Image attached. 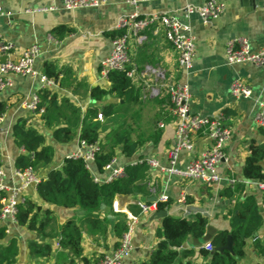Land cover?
I'll return each instance as SVG.
<instances>
[{
	"label": "crops",
	"instance_id": "obj_1",
	"mask_svg": "<svg viewBox=\"0 0 264 264\" xmlns=\"http://www.w3.org/2000/svg\"><path fill=\"white\" fill-rule=\"evenodd\" d=\"M127 1L102 0L97 7L67 10L63 0H1L5 15L0 17V38L14 44L16 52L11 57L17 56L34 44L39 45L41 49V54L34 65L35 74L12 76V85L0 92V101L8 105L0 124V169L5 174L4 183L8 188L21 190L19 199H31L42 204L35 186L22 189L24 182L15 168L17 157L24 153L13 140V127L19 118L29 119V126L43 134L46 144L54 149L52 165L47 169L34 171L40 179L46 178L51 168H60L65 160L88 152L87 148L81 146L78 138L67 144L57 143L53 139L52 130L45 125L41 115L34 114L27 108L32 98L40 90L45 89L43 77L46 64L53 63L59 68L69 69L73 78L82 84L74 93L66 87L61 89L58 85L52 90L57 92L60 98H69L82 113H85L92 103L91 89L95 87L110 89L109 80L103 75L101 64L112 51L113 35L118 32L115 26L121 16L138 11L142 17L163 14L185 20L190 24L195 37L196 56L191 72L185 73L178 67L177 54L166 40L163 28L147 31L146 40L142 44H138L133 38L130 39V58L138 69V76L132 82L140 91L142 104L130 107V111L125 113V116L123 114L122 121L107 123L104 118L103 121H96L106 126L101 130L102 139H105L107 130L115 129L122 123L124 128L132 130L138 125L139 131L143 130V121L149 125L151 120L153 130L147 137L141 133L137 136L133 134L135 139L142 136L143 144L139 147L137 155L131 159L121 155L118 150L117 166L126 167L139 159L154 158L165 167L168 152L175 144V126L165 109L167 97L148 96L146 87L155 86L157 81L154 74L145 71L147 66L162 69L173 82L189 86L190 108L193 114L215 117L225 112L230 118L232 137L225 148L228 161H222L217 167L223 178L220 184L206 187L198 181H191L180 175L172 176L157 169H149L147 183L155 189V193L149 199L116 197L111 206H106L100 212L102 217L107 218L105 235L89 231L83 222L86 212L81 208H51L55 211L59 224L63 225L71 218L83 223V253L90 264H96L99 257L115 250L117 242L118 244L120 242L114 235V225L124 214L113 211L115 201L130 211L129 206L134 205L133 201L137 199L147 202L166 196L169 205L160 210H166L168 216L173 218H194L197 214L203 215L208 218V226L214 228L216 234L231 230L226 216L234 210L237 197L230 200L221 196L222 190L229 187L230 179L245 184L244 196L253 193L260 205L263 200V190L257 187L256 181L243 179L242 168L250 155L252 141L264 143L263 129L255 123L259 106L264 103V65L256 66L251 63L228 65L225 53L226 44L240 37L249 40L253 53L264 49V0H216L225 5V12L219 18L209 21H203L197 15L185 19V10L188 6L201 7L207 0H136L137 5H130ZM57 27H66L73 32L62 37L54 36L56 42H50L49 36ZM236 80L251 88L252 96L249 99L235 101L232 97L230 88ZM106 103L117 102L114 98L108 97ZM160 122L165 123L164 128L159 127ZM158 129L160 136L154 140L152 134ZM209 146L210 143L206 139L202 137L196 139L192 152L180 153L178 169L185 170L189 161L199 157ZM88 166L101 180L108 176L107 172L103 175L96 172L94 161H90ZM183 194L186 196L185 203L180 201ZM157 211L140 217L133 237V251L123 264H145L150 260L160 240L157 232L161 228L162 219L154 218ZM0 226L7 228L8 235L2 244L6 245L14 240L18 247L15 264H56V254L60 250L56 241H43L52 244L53 252L50 258L32 257L29 244L32 241L40 242L37 234L11 220L5 222L0 220ZM257 235L260 239L256 242L252 241L253 238L248 241L245 257L240 259L238 264H264V254L257 247V244L264 247V225ZM190 239L195 240L189 237L180 253L190 250L194 254L182 262L209 263V259L200 255V249H197ZM202 248L206 250L205 245ZM63 263L62 261L61 264ZM76 264L83 263L77 259Z\"/></svg>",
	"mask_w": 264,
	"mask_h": 264
},
{
	"label": "trees",
	"instance_id": "obj_2",
	"mask_svg": "<svg viewBox=\"0 0 264 264\" xmlns=\"http://www.w3.org/2000/svg\"><path fill=\"white\" fill-rule=\"evenodd\" d=\"M71 32L72 29L57 27L51 35L62 37ZM119 35H122L121 31L114 33L113 37ZM44 76L61 89L66 87L73 93L82 85L73 78L69 69L59 68L53 63L46 64ZM107 78L110 89L105 90L100 87L91 89L92 103L85 113H82V110L69 98H60L52 89L45 88L37 93L40 100L39 108L44 110L41 118L52 130L53 139L57 143L67 144L78 138L88 146L98 145L99 150L94 155V165L99 175H103L104 167L116 159L118 150L121 155L131 159L137 155L139 147L143 144V137L133 138V130L124 128L123 123L115 129L107 130L105 139L101 138V130L104 126L96 121L99 114H102L104 121L112 122L116 118H123L125 113L130 111V107H138L142 104L139 89L124 72L111 71ZM108 97L114 98L117 103H106ZM7 107L6 102L0 101V118L6 113ZM28 123L29 119L19 118L13 127L14 143L24 150V153L17 157L15 168L21 172L29 168L34 171L47 169L54 161V149L46 144L45 136ZM159 136L158 129L152 134V139L157 140ZM263 162L264 143L258 144L252 141L250 155L242 168L243 179L264 181ZM148 172L149 168L146 165H127L124 177L108 184H99L94 181L95 175L88 168L84 158H70L65 160L60 168H51L47 177L42 178L36 187L42 204L25 199L17 205L16 222L40 237V242H30V256L50 258L53 252L52 244L43 241H56L60 247L56 254V264H61L62 261L63 264H76L77 259L83 264H90L83 253V223L71 218L63 225L59 224L57 215L51 208H81L86 212L83 222L89 231L105 235L107 218L101 216V210L111 206L118 196L149 199L152 195L147 185ZM245 193V184L238 182L222 190L221 196L230 200L237 197V201L234 210L226 216L229 219L230 232L221 231L213 236L209 242L212 246L211 252H207L204 248L200 249V255L209 259L207 264H238L239 260L245 257L248 241L256 236L264 225V190L261 205L253 193L244 196ZM5 195L0 193V215L3 207L1 199ZM167 203L160 204L158 209L167 208L169 205ZM129 209L134 215H140V209L136 205H130ZM125 219V215H121L114 225V235L117 239H121L127 230ZM208 224V218L200 214L195 215L194 218L165 217L157 232L160 239L157 248L145 264H193L182 260L194 253L190 250L180 253V249L189 237L202 240ZM229 235L233 240L232 250H223ZM7 236V228L0 226V264H15L18 247L14 240L3 245L2 242ZM257 247L264 254V247L260 244H257Z\"/></svg>",
	"mask_w": 264,
	"mask_h": 264
},
{
	"label": "built area",
	"instance_id": "obj_3",
	"mask_svg": "<svg viewBox=\"0 0 264 264\" xmlns=\"http://www.w3.org/2000/svg\"><path fill=\"white\" fill-rule=\"evenodd\" d=\"M102 0H63L64 7L67 10H77L86 7H97ZM128 4L137 5L136 0H128ZM185 19L193 15L199 16L203 21H209L219 18L225 12V5L216 0H207L201 7L188 6L185 10ZM4 10L0 0V17L4 16ZM116 31H121L119 35L112 40V51L108 58L102 62V73L108 77L109 72H124L128 78L134 81L138 76V69L132 63L130 58L131 38L135 39L138 44H142L146 40V32L151 29L163 28L166 40L171 44L177 54L178 67L185 73H190L193 68L194 58L196 56L195 37L192 28L188 22L176 16L153 14L142 17L136 11L128 16H121L116 23ZM50 42H56L53 36H49ZM15 46L13 43L0 38V92L12 85V76H33L34 65L37 58L41 54L40 46L34 44L28 49L14 54ZM226 61L228 65H236L240 63H251L256 66L264 65V49L258 53H253L249 40L245 38H235L226 44ZM6 58L1 61V58ZM146 72L154 74L157 84L155 86L146 87L148 96L151 98L166 96L167 103L165 105L169 117L175 126V144L168 152L167 166L154 158H143L130 164L132 166L146 165L149 169H157L162 173L169 175H180L191 181H198L206 187H212L223 181L221 174L218 172V165L228 159L226 157L225 148L232 137L230 127V118L225 112H221L215 117H202L193 114L190 108L191 93L188 85L173 82L168 78L166 71L162 69H154L147 66ZM45 88H56L57 85L52 80L43 77ZM230 92L235 101L249 99L252 96L251 88L240 80L232 83ZM40 100L35 95L31 102L27 104V108L34 114L42 115L44 110L39 108ZM98 121H103L102 114L97 116ZM2 117L0 118V124ZM256 125L264 130V103L259 106V111L255 117ZM160 128L165 127L164 122L159 123ZM204 138L210 146L197 158L189 161L185 170L178 169L179 156L182 151L192 152L194 150L195 140ZM82 147L88 149L85 155H78L76 158H84L88 163L94 161V155L99 150L97 144L88 146L85 142H80ZM89 168V166H88ZM18 171V170H17ZM107 172L106 179L101 180L94 176V181L99 184H108L125 176V167L117 166L116 159L112 160L104 167V173ZM19 177L23 180V190L35 186L41 181L34 174V170L29 168L25 171H18ZM4 172L0 169V193H5L2 201V211L0 215L1 221L11 220L16 222L17 205L25 199H19L21 190L9 189L4 183ZM236 183L235 179L228 181V186ZM151 195L155 193V189L147 183ZM258 188L264 190V181H256ZM186 196L181 195L180 201L185 203ZM168 202L166 196H161L155 200L148 202L143 200H135L133 204L140 209V215H134L127 208H122L117 201L113 203V211L125 215V223L127 230L122 235L119 245L110 253H105L99 257L96 264H123L133 251V237L140 217L159 210L160 204ZM260 238L254 236L252 241L256 242ZM59 247V244L57 243ZM205 248L212 251V246L207 243Z\"/></svg>",
	"mask_w": 264,
	"mask_h": 264
},
{
	"label": "water",
	"instance_id": "obj_4",
	"mask_svg": "<svg viewBox=\"0 0 264 264\" xmlns=\"http://www.w3.org/2000/svg\"><path fill=\"white\" fill-rule=\"evenodd\" d=\"M5 59H6L5 57L1 58V61H5ZM261 211H262V208H261ZM167 216H168V213H167L166 210H160V211H157L154 214V218H157V219H164ZM214 235H215V229L212 228L211 226H208L207 227V232L203 236L202 240H198V239L192 240V239H190V242L192 244H195V247L197 249H201L205 244L209 243L212 240ZM232 247H233V240H232V237L229 235L227 244H226V246L223 247V250H229L230 251V250H232Z\"/></svg>",
	"mask_w": 264,
	"mask_h": 264
},
{
	"label": "rangeland",
	"instance_id": "obj_5",
	"mask_svg": "<svg viewBox=\"0 0 264 264\" xmlns=\"http://www.w3.org/2000/svg\"><path fill=\"white\" fill-rule=\"evenodd\" d=\"M121 118H116L115 121H112L113 123H116L117 121H119ZM142 122V121H141ZM143 123V130H139L138 131V125L135 126V129L133 128V134L135 136H137L138 134H143L144 136H149L152 133L153 130V124L151 122V120L149 121V125H147V122H142ZM114 125V124H113ZM116 125V124H115ZM104 128H106L105 124H103Z\"/></svg>",
	"mask_w": 264,
	"mask_h": 264
}]
</instances>
